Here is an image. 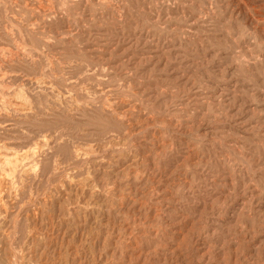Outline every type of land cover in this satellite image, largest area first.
I'll return each instance as SVG.
<instances>
[{"label":"rangeland","instance_id":"obj_1","mask_svg":"<svg viewBox=\"0 0 264 264\" xmlns=\"http://www.w3.org/2000/svg\"><path fill=\"white\" fill-rule=\"evenodd\" d=\"M0 78V264L264 260V0H0Z\"/></svg>","mask_w":264,"mask_h":264},{"label":"bare ground","instance_id":"obj_2","mask_svg":"<svg viewBox=\"0 0 264 264\" xmlns=\"http://www.w3.org/2000/svg\"><path fill=\"white\" fill-rule=\"evenodd\" d=\"M19 59V58H18ZM103 69V68H102ZM20 70V69H19ZM5 74V73H4ZM5 77V76H4ZM2 78V77H1ZM0 78V79H1ZM3 80V79H2ZM28 80V79H27ZM45 86V85H44ZM103 92V91H102ZM27 97V96H26ZM19 101V100H18ZM17 103V102H16ZM12 105V104H11ZM25 106V105H24ZM24 106H22V104H18V105H14L13 106V109H15V112L16 113H18V114H23V112H24V110H25V108H24ZM76 106V105H75ZM30 107V106H29ZM27 112V111H26ZM28 112H30V111H28ZM28 114V113H27ZM16 116V115H15ZM17 117V116H16ZM9 121V120H8ZM7 125H9V124H7ZM117 137V136H116ZM110 141V140H109ZM112 141V140H111ZM110 141V142H111ZM89 144V143H88ZM163 146V145H162ZM27 150H28V148H27ZM95 150V149H94ZM26 151V150H25ZM24 151V152H25ZM29 152V151H28ZM111 152V151H110ZM26 153H27V151H26ZM10 154V153H9ZM23 154V153H22ZM11 155V154H10ZM9 155V156H10ZM15 155H16V153H15ZM27 155V154H26ZM30 155V154H29ZM107 155V154H106ZM20 157H21V154H20ZM29 157V156H28ZM16 156H11V157H7V156H0V164H2L3 162H8V164H12V163H14L15 162V160H16ZM18 159H19V157H18ZM108 159V158H107ZM19 161V160H18ZM23 161V160H22ZM76 163V162H75ZM9 171V170H8ZM31 172V171H30ZM96 172V171H95ZM45 174V173H44ZM3 178V177H2ZM107 178V177H106ZM1 180H0V184H1ZM4 182V181H3ZM2 185V184H1ZM90 195V194H89ZM122 196V195H121ZM99 197V196H98ZM25 208V207H24ZM2 256V255H1Z\"/></svg>","mask_w":264,"mask_h":264},{"label":"clouds","instance_id":"obj_3","mask_svg":"<svg viewBox=\"0 0 264 264\" xmlns=\"http://www.w3.org/2000/svg\"><path fill=\"white\" fill-rule=\"evenodd\" d=\"M258 264H264V260H260Z\"/></svg>","mask_w":264,"mask_h":264}]
</instances>
